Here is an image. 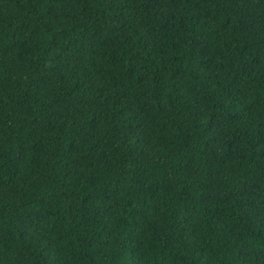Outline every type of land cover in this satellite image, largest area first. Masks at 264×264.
Listing matches in <instances>:
<instances>
[{"label":"trees","instance_id":"trees-1","mask_svg":"<svg viewBox=\"0 0 264 264\" xmlns=\"http://www.w3.org/2000/svg\"><path fill=\"white\" fill-rule=\"evenodd\" d=\"M0 264H264V0H0Z\"/></svg>","mask_w":264,"mask_h":264}]
</instances>
